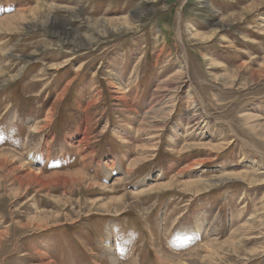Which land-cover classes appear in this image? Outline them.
I'll list each match as a JSON object with an SVG mask.
<instances>
[{
  "label": "rangeland",
  "instance_id": "1",
  "mask_svg": "<svg viewBox=\"0 0 264 264\" xmlns=\"http://www.w3.org/2000/svg\"><path fill=\"white\" fill-rule=\"evenodd\" d=\"M0 264H264V0H0Z\"/></svg>",
  "mask_w": 264,
  "mask_h": 264
},
{
  "label": "bare ground",
  "instance_id": "2",
  "mask_svg": "<svg viewBox=\"0 0 264 264\" xmlns=\"http://www.w3.org/2000/svg\"><path fill=\"white\" fill-rule=\"evenodd\" d=\"M129 21H130V19H129ZM130 22H131V21H130ZM130 24H131V23H130ZM65 27H66V26H65ZM65 31H66V30H65ZM63 33H64V32H63ZM65 33H66V32H65ZM69 36H70V35H69ZM63 38H64V37H63ZM79 40H80V39H78V41H79ZM214 63H215V62H214ZM189 64H190V63H189ZM189 64H188V66H189ZM190 67H191V66H190ZM184 70H185V68L181 66L179 72L183 74ZM40 131H41V130H40ZM51 146H52V145H51ZM33 155H34V154H33ZM36 157H37V156L35 155L34 158H36ZM36 159H37V158H36Z\"/></svg>",
  "mask_w": 264,
  "mask_h": 264
}]
</instances>
